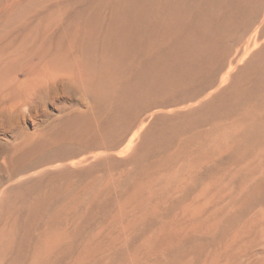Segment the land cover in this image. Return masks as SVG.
I'll return each instance as SVG.
<instances>
[{"label":"rangeland","instance_id":"374dc122","mask_svg":"<svg viewBox=\"0 0 264 264\" xmlns=\"http://www.w3.org/2000/svg\"><path fill=\"white\" fill-rule=\"evenodd\" d=\"M189 1L168 0L161 10H148L151 37L138 48L130 47L133 52L124 57L103 41L104 36L122 25L124 6L140 0H0V67H7L0 68V240L35 244L55 214L59 264H223L220 256L231 239L242 243H235L233 252L238 253L229 264L249 260L264 264V239L248 245L254 237L243 227L246 219L264 209L257 200L251 199V206L248 201L253 192L264 193V131L257 134L253 126L245 130L232 124L242 110L215 116L202 110L235 79L243 78L247 65L259 61L264 52V0H259L256 14L247 12L251 1L240 3L246 12L236 19L225 17L226 7L219 0ZM227 1V10L240 5L238 0ZM77 15L96 20L88 36L90 61L98 74L128 87L119 98L98 95L94 81L81 69L47 68L57 46H61L58 53L64 52L70 29L83 20ZM57 18L58 33L49 32ZM193 28L194 34L188 35ZM24 33L33 38L22 42ZM190 41L187 47L176 45ZM204 51L208 65L184 82L175 75L178 68L155 63L184 66ZM16 55L21 56L19 61ZM12 75L23 83L17 85ZM124 101L123 112L114 116ZM258 107L264 117V98ZM208 120L206 125L200 123ZM152 128H165L166 140L155 147L152 159H144L140 157L144 137ZM234 136L240 146L234 145ZM227 137L234 139L232 145ZM252 137L262 138L255 143ZM191 200L195 206L186 208ZM176 239L194 241L183 249ZM37 248L30 246L19 261L28 264ZM9 259L0 257V264H10Z\"/></svg>","mask_w":264,"mask_h":264},{"label":"bare ground","instance_id":"6f19581e","mask_svg":"<svg viewBox=\"0 0 264 264\" xmlns=\"http://www.w3.org/2000/svg\"><path fill=\"white\" fill-rule=\"evenodd\" d=\"M179 1V0H178ZM197 0H190L189 1V4L192 3V2H195ZM203 1H212V2H217L216 0H203ZM220 3H223L226 7V10H225V17H227L228 15L229 16H233L235 17V19L237 18L238 15H242L244 12H246V10L241 6L240 3L244 2V1H247V0H238V4L240 5H237V7L235 8H232V9H229L228 7V10H227V3H228V6H229V2L227 0H219ZM230 1V0H229ZM248 1H251L250 2V7H249V11L247 12H250L253 10V13L256 14L257 12V5L259 3V0H248ZM168 2V0H140V3H132L131 5H126L124 6L123 8V14H122V18H124V22L122 23V25H120L118 28L116 29H113L111 31H109L105 36H104V42L106 44H109L111 45L112 47H115L118 51H119V54L124 56V57H127L129 56L133 50L130 48V47H134V48H138L140 46V44L142 42H145L147 39H149L151 37V32L149 30L150 26H149V19H150V15L149 13L147 12L148 10H151V9H157V10H161L165 4ZM232 2V1H231ZM99 3V2H98ZM98 3L96 5H98ZM246 4V2H245ZM169 5H172L171 1L169 3ZM244 5V4H243ZM188 6L184 7V9L186 10ZM39 10V9H37ZM38 12V11H36ZM12 14V13H11ZM38 14V13H37ZM238 14V15H237ZM7 15V14H6ZM5 15V16H6ZM59 15V14H58ZM61 15V14H60ZM55 16V15H54ZM79 16L78 18H82L83 20L81 22H79L76 26H73L70 30V33L66 36L67 40H66V44L63 46V48L61 50H65L64 52L62 51L61 53H58V50H60L61 46H57V49L55 51V56L51 59L50 63L49 64H46V65H50L49 67L47 68H50L53 72H56V71H59V70H72V69H77L78 71H80V69L82 70V72L84 73L83 75L86 76L89 80L91 81H94V85H95V91L98 95H102L104 96H107V95H113V97L117 96L118 98L121 96L122 92L124 91H129L128 87L127 86H119L117 81L115 80V78L113 77H103L102 75L98 74L94 69H93V65H92V62L90 61V59L92 58L91 57V53H92V45H91V38H88V36L94 32V29L96 28L97 26V22L96 20H94L93 18L91 17H88V16H83V15H77ZM202 16V15H201ZM200 16V17H201ZM10 17V16H8ZM8 17H4V18H8ZM48 17V16H47ZM138 17V18H137ZM29 18V17H28ZM50 18V16H49ZM53 18V17H52ZM55 18V17H54ZM77 18V19H78ZM238 19H240L238 17ZM7 20V19H6ZM28 20V19H27ZM51 20V19H50ZM49 20V21H50ZM63 20V19H62ZM31 21V19H30ZM48 21V22H49ZM61 19L60 18H57V19H54L51 21V31L49 32H52L54 33H58V28L57 26L59 25ZM135 21V23H133ZM3 22H5L3 20ZM2 22V23H3ZM7 22V21H6ZM5 22V23H6ZM29 23V22H28ZM46 24H47V21H46ZM45 24V25H46ZM62 24V23H61ZM2 25V24H1ZM5 25V24H4ZM3 25V26H4ZM20 25V24H19ZM44 25V26H45ZM60 26V25H59ZM22 27V26H21ZM25 27V26H24ZM19 28V27H18ZM23 28V27H22ZM29 28V27H28ZM31 29V28H30ZM29 29V30H30ZM35 29V28H33ZM45 29V28H44ZM198 29V28H197ZM17 30V29H16ZM28 30V31H29ZM36 30V29H35ZM46 30V29H45ZM194 30L195 28H193V30L189 29V32H188V35H193L194 34ZM7 31V30H4V32ZM27 31V32H28ZM31 31V30H30ZM43 31V30H42ZM1 32V31H0ZM13 32V31H12ZM11 32V33H12ZM22 32V31H21ZM47 32V31H46ZM64 32V31H63ZM264 32V31H263ZM62 33V32H61ZM59 33V36L62 37V34ZM193 33V34H192ZM19 34V33H17ZM36 34V33H35ZM42 34V32H41ZM176 32L173 33V35H175ZM8 35V34H7ZM16 35V34H15ZM14 35V37H16ZM0 36H2L0 34ZM48 36V34H47ZM51 36V35H49ZM13 37V36H12ZM32 37V34L31 33H24L21 41L23 42L24 40H26L27 38H31ZM45 37V36H44ZM7 38V37H6ZM5 38V39H6ZM33 38V37H32ZM31 38V39H32ZM47 38V37H46ZM65 38V39H66ZM14 39V38H13ZM57 39V38H56ZM12 40V39H11ZM39 40H43V39H39ZM49 40V38H48ZM20 41V40H19ZM46 41V40H45ZM32 42V41H31ZM42 42V41H41ZM44 42V41H43ZM48 42V41H47ZM13 43V42H12ZM11 43V45H12ZM40 43V42H39ZM180 43H183L184 46H188L190 45L192 42H188V43H184V42H179V43H175L177 46L180 45ZM6 44V43H5ZM3 44V45H5ZM22 44V43H21ZM19 44L18 46L20 47ZM43 44V43H42ZM46 44V43H45ZM43 44V45H45ZM10 45V46H11ZM17 45V44H16ZM26 45H29L26 44ZM39 45V44H37ZM2 46V45H1ZM4 47V46H2ZM1 47V48H2ZM17 47V46H16ZM27 47V46H26ZM37 47V46H36ZM43 47L41 46V43H40V48ZM179 47V46H178ZM9 48V47H8ZM6 49V48H4ZM37 49V48H36ZM39 49V48H38ZM2 50V49H1ZM17 50H21V49H17ZM17 50H15V52H17ZM42 50V49H41ZM40 50V51H41ZM4 51V50H3ZM14 51V49H13ZM38 51V50H37ZM263 51V50H262ZM262 51L260 53H262ZM2 52V51H1ZM35 52V51H34ZM10 53H12L10 51ZM18 53V52H17ZM26 53V52H25ZM24 53V54H25ZM28 53V52H27ZM39 53V52H38ZM2 54V53H1ZM14 54V53H12ZM11 54V55H12ZM36 54V53H35ZM34 54V56H35ZM206 54H207V51H204L202 53V55L199 57V59L195 62H192L190 64H187V65H184V66H181L182 63L179 64L176 63L175 65L173 63H171L169 65V62L165 61L163 63H161L162 61L161 60H157L155 61V63L161 65L165 68H168V69H173V68H178V69H175L174 71L176 72L177 70V73H175V75L177 77H180L178 79H180L182 82L186 81L187 77H192L194 75V73H198V74H201L203 71H204V68L208 65L206 62H205V57H206ZM10 55V56H11ZM15 55V54H14ZM7 56V55H6ZM27 57V55H25ZM32 56V55H31ZM21 57V56H20ZM20 57L16 55L15 57V61H19L20 60ZM25 57V58H26ZM258 57V56H257ZM1 58V57H0ZM6 58V57H4ZM259 61L255 64L254 62H256L258 59H256V61H254L252 64H249L247 65V67L242 70L241 72V75L244 76L243 78L238 77L237 79L234 80V83L232 84V86L227 89L220 97H218L214 102L210 103V104H207L205 105L204 108H202V110L205 112V114H207V112H210L212 113V115L215 116V114H221V111H240L242 110V115H239V118L235 121L232 122V124H234L235 126L236 125H239V128H240V125L243 126V129H249V127L253 126V131L252 132H255L257 134H261L263 135V131H264V117L259 113V107H258V103H259V99H263L264 98V52L262 53V55L260 56L259 55ZM14 59V58H13ZM22 60V58H21ZM11 61V60H10ZM24 62V60H22ZM48 61V60H47ZM22 62V63H23ZM7 63V60L6 62ZM13 63V61L11 62ZM10 63V64H11ZM21 63V62H19ZM19 63H17L16 65H18ZM21 63V64H22ZM26 63V62H25ZM24 63V64H25ZM9 64V63H8ZM7 64V65H8ZM16 65L14 64V66L16 67ZM178 65V66H177ZM5 68L6 67V64L3 65ZM1 66L0 68L2 69ZM10 67L13 65H9ZM26 66V65H25ZM11 67V68H12ZM149 67H154V65L152 63L149 64ZM14 68V67H13ZM17 68V67H16ZM23 68V67H22ZM46 68V69H47ZM180 68V69H179ZM0 69V70H1ZM20 69H21V66H20ZM19 69V70H20ZM24 69V68H23ZM28 69V68H27ZM11 73L13 71L10 70V68L8 69ZM16 70V69H14ZM18 70V71H19ZM50 70V71H51ZM9 72V73H10ZM46 71H44L43 73H45ZM52 72V73H53ZM73 71H71V74H72ZM80 72V73H82ZM14 73V72H13ZM51 73V74H52ZM60 73V72H59ZM70 73V72H69ZM79 73V72H78ZM7 74V73H6ZM18 74V73H17ZM50 74V73H49ZM54 74V73H53ZM56 74V73H55ZM46 76V74H44ZM43 75V76H44ZM58 75V74H57ZM76 75V74H75ZM79 75V74H78ZM14 76V82L17 83V85H21L23 82H20L17 77L15 78V75H12ZM48 76V75H47ZM51 76V75H50ZM53 76V75H52ZM77 76V75H76ZM26 77V76H25ZM74 77V76H73ZM4 78V77H3ZM6 78V77H5ZM28 78V77H26ZM82 78V77H81ZM12 79V78H11ZM8 80V79H7ZM12 80V81H13ZM75 80V78H74ZM9 81V80H8ZM1 83V82H0ZM3 83V82H2ZM44 83V82H43ZM8 84V83H7ZM11 84V82H10ZM3 85V84H2ZM46 85V84H45ZM4 86H6L4 84ZM8 86V85H7ZM3 87V86H2ZM0 87V88H2ZM43 87V85H42ZM45 87V86H44ZM34 88L36 87H33L32 90L34 91ZM40 88V87H38ZM16 89V88H15ZM41 89V88H40ZM39 89V90H40ZM1 90V89H0ZM38 89H36L37 91ZM37 91L40 93V91ZM4 91V90H3ZM25 91V90H24ZM30 91H27V94L29 93ZM37 93V94H39ZM31 94V93H30ZM36 94V93H35ZM33 94V96L35 95ZM32 95V94H31ZM43 95V94H42ZM46 95V94H45ZM36 96V95H35ZM28 97V96H27ZM29 98V97H28ZM27 98V99H28ZM127 103L126 101H124L121 106L114 112V116H119L121 115L120 113L123 112V109L126 107ZM199 122V121H198ZM208 121H205V122H200L202 124H205L208 123ZM222 128V127H221ZM236 128V127H235ZM165 129V128H164ZM164 129H151L144 137V142H143V149H142V152L140 153V157L141 158H144V159H152L154 156H155V147L157 148L158 147V144H162L165 142L166 138H165V133L166 131ZM237 129V128H236ZM222 133V132H221ZM235 133V132H234ZM223 134V133H222ZM250 134V133H249ZM219 135V134H218ZM245 135V134H244ZM247 135V134H246ZM223 136V135H221ZM230 136V135H229ZM237 136L240 137V135L237 134ZM213 137V136H212ZM216 137V136H215ZM232 137V136H231ZM230 138V137H227V139ZM261 138L262 137H252L250 138L252 141H254L255 143L261 141ZM213 139V138H212ZM223 139V138H222ZM226 139V140H227ZM231 139V138H230ZM233 139V138H232ZM230 140L232 143H229V144H233V140L235 139H239L238 137H235L234 136V139L233 140ZM248 137L247 136H244L243 137V140H247ZM169 140V139H168ZM215 140V138H214ZM240 140V139H239ZM242 140V139H241ZM212 141V140H210ZM220 141V140H219ZM238 141V140H237ZM235 142L236 144L234 145H238L237 143H239L238 146H240V142ZM214 142V141H213ZM216 142V141H215ZM129 146L133 143V141L131 140L129 142ZM200 142H198L199 144ZM203 143V142H201ZM208 143H209V140H208ZM211 143V142H210ZM248 143V142H246ZM245 143V144H246ZM251 143V142H250ZM249 143V144H250ZM254 143V147L256 146ZM207 144V143H206ZM226 144V143H225ZM228 144V143H227ZM253 144V143H252ZM260 144V143H259ZM263 144V143H262ZM209 145V144H207ZM241 145H242V142H241ZM132 146V145H131ZM227 146V145H226ZM238 146H235V147H238ZM251 146V144L249 145ZM203 147V145H202ZM201 147V148H202ZM206 147V146H205ZM217 147V145H216ZM227 147H230V146H227ZM244 147V145H243ZM248 148V146H246ZM246 147L245 150H246ZM252 147V146H251ZM257 147H258V144H257ZM218 148V147H217ZM231 148V147H230ZM262 148V146H261ZM198 149V148H197ZM200 149V147H199ZM238 151L239 149H241V147H238L237 148ZM243 149V148H242ZM241 149V150H242ZM251 149V148H249ZM259 149V148H257ZM264 149V148H263ZM205 150V149H204ZM253 150V149H252ZM197 151V150H196ZM202 151V150H201ZM230 151V150H229ZM237 151V152H238ZM247 151V150H246ZM255 151V150H254ZM200 152V151H199ZM204 152V151H203ZM202 152V153H203ZM251 152V150H250ZM258 152V151H257ZM206 155V153L203 155ZM252 153V152H251ZM250 153V154H251ZM197 154V153H196ZM261 154H264V153H261ZM239 155V154H238ZM253 155V153L251 154ZM258 154H256L257 156ZM255 156V157H256ZM147 157V158H145ZM215 157V156H214ZM235 157V156H234ZM238 157V156H237ZM262 157V156H261ZM260 156L257 157V158H261ZM208 158V157H206ZM263 161H264V157H262ZM144 159H143V162H144ZM190 159V158H189ZM204 159V158H203ZM213 160V159H212ZM236 160V159H235ZM256 160V159H255ZM142 161V160H141ZM259 161H261L259 159ZM201 162V161H200ZM205 162V161H204ZM237 162V161H236ZM191 163V162H190ZM193 163V162H192ZM196 163V162H194ZM202 163V162H201ZM255 163V162H254ZM257 163H258V160H257ZM264 163V162H262ZM197 164V163H196ZM203 164V163H202ZM260 164V162L258 163ZM154 165V164H153ZM191 165V164H190ZM200 165V163H199ZM209 165V164H208ZM188 166V165H187ZM202 166V165H201ZM190 167V166H189ZM187 167V169L189 168ZM195 167V165L193 166V168ZM230 167V166H229ZM197 168V166H196ZM186 169V170H187ZM192 170V169H191ZM190 170V171H191ZM198 170V169H197ZM188 171V170H187ZM194 171V170H193ZM199 171V170H198ZM264 171V170H263ZM189 173V172H188ZM195 173V172H194ZM231 173V172H230ZM190 174V173H189ZM198 174V173H197ZM264 178V177H262ZM261 178V179H262ZM264 182V180H262ZM261 182V181H259ZM263 184V183H262ZM206 185V184H205ZM249 185V184H248ZM253 185V184H252ZM251 185V186H252ZM250 186V188H252ZM264 186V185H262ZM248 188V189H250ZM254 188V187H253ZM262 190V191H260ZM259 193L258 194H255L253 192V190H251L253 192L254 195H250L251 197H249L248 201L249 202V205L251 204V199L252 201L254 200H257V205L261 204L260 205L261 207L263 206L264 207V193L260 194L261 192H263V189H260ZM255 191V190H254ZM203 192V190H202ZM257 192V191H256ZM252 194V193H251ZM198 195V194H197ZM199 196V195H198ZM202 196V195H201ZM240 196V195H239ZM234 197V196H232ZM243 197V196H242ZM198 198V197H196ZM218 198V197H217ZM194 199V198H193ZM204 200V199H203ZM235 200V199H233ZM233 200H230L232 204H234L232 201ZM238 201H241L242 203V200H239L237 199ZM24 201V200H23ZM197 201V200H196ZM246 201V202H248ZM235 202V201H234ZM237 202V201H236ZM25 203V201H24ZM230 203V204H231ZM239 203V202H237ZM206 204V203H205ZM236 204V203H235ZM234 204V205H235ZM229 205V204H228ZM246 206H249L248 204H245ZM252 205H253V208L254 207V203L252 202ZM256 205V204H255ZM30 207H32L31 205H29ZM188 206H195V202L193 200L190 201V203L188 205H186V208ZM202 206V205H201ZM200 206V207H201ZM251 206V205H250ZM243 207V206H242ZM260 207V208H261ZM247 208V207H246ZM252 208V209H253ZM257 208V207H256ZM255 208V209H256ZM200 209V208H199ZM220 209H223L222 207ZM225 211L227 212H224L225 214L228 213V210H227V206L226 208H224ZM230 210V209H229ZM259 210V208H258ZM224 211V210H223ZM246 211V210H245ZM250 211H251V208H250ZM254 211V210H253ZM199 212V210L197 211ZM252 212V211H251ZM188 213V212H187ZM223 212L221 211V213L219 214V218L220 215L222 214ZM182 214V213H181ZM216 214V213H215ZM223 214V215H225ZM241 215L243 213H240ZM196 215V214H195ZM214 215V214H213ZM218 215V214H216ZM239 215V219H240V216ZM211 216V215H210ZM215 216V215H214ZM251 216V215H250ZM209 217V215H208ZM207 217V218H208ZM212 217V216H211ZM218 218V219H219ZM223 218V217H222ZM197 219V218H196ZM204 219V218H202ZM243 219V217H242ZM209 220V219H208ZM207 220V221H208ZM222 221V219H220ZM216 221V220H215ZM214 221V222H215ZM195 223V221H193ZM206 222V221H205ZM210 222V221H208ZM207 222V223H208ZM219 220H217L216 223H218ZM247 222V225H245ZM184 223V222H183ZM182 223V224H183ZM206 223V224H207ZM213 223V222H212ZM215 223V224H216ZM193 224V223H192ZM209 224V223H208ZM207 224V225H208ZM191 225V224H190ZM196 225H198V223H196ZM203 225V224H202ZM210 225V224H209ZM208 225V226H209ZM244 228L245 226L248 227V231H249V235L248 236H252L254 237V239L250 240L248 242V245H253L255 243H258L257 241H260L262 239H264V209L260 211H256L254 213V215L252 217H250V219L247 221H244V224H243ZM207 226V227H208ZM239 226V225H238ZM201 227V226H200ZM179 228V227H178ZM205 229V228H204ZM207 229V228H206ZM209 229V232H210V228ZM207 229V231H208ZM244 231V230H242ZM246 231V230H245ZM244 231V232H245ZM242 232V233H244ZM190 233V232H189ZM246 235V234H245ZM243 234V236H245ZM178 236V235H177ZM180 236V235H179ZM238 236V235H237ZM242 235L239 234V237L241 238ZM174 237V236H173ZM191 237V236H190ZM238 237V239H240ZM179 238V237H178ZM251 238V237H250ZM236 239V238H235ZM247 240H249V238L246 237ZM257 239V240H256ZM22 244L20 245H16L15 244V241L14 240H0V257H3V258H10L9 261H10V264H22L23 260H20L19 259H23L24 256L26 254H28L30 252V246H37L38 245V248L33 252V255L32 257L30 258V262H28V264H59V258H58V255H57V251H58V247H59V244H60V231L56 225V215L53 214L52 215V218H51V222H50V225L46 228V230L44 231L43 235H42V239L41 240H35V244H33V240H19ZM194 241V239H193ZM193 241L190 239V240H175L174 242L178 244L179 247H184L185 246H189L191 247V244L193 243ZM230 241V242H229ZM227 242V245L224 247V251L223 253L221 254L220 257H223V260H224V263L223 264H229V260H231V258L233 257V253L237 252H233V247L235 245V243L237 241H240L241 240H229ZM244 241V240H243ZM198 242V241H197ZM238 243V242H237ZM246 244V245H245ZM209 245V244H208ZM237 245V244H236ZM239 245V244H238ZM247 243H244V248L246 249H249L247 248L248 247ZM247 246V247H245ZM239 247H242L239 246ZM223 248V246H222ZM221 248V250H223ZM237 248V247H236ZM177 249V248H176ZM238 249V248H237ZM239 250V249H238ZM241 250V249H240ZM239 250V251H240ZM244 250V249H243ZM185 251V250H184ZM246 251V250H245ZM207 252V251H206ZM248 252V250H247ZM184 253H187V252H184ZM183 253V254H184ZM238 253V252H237ZM182 254V255H183ZM247 256L249 254H252V251L250 253H246ZM217 255V254H216ZM184 256V255H183ZM188 256V255H187ZM212 256H215L212 255ZM190 257V256H189ZM252 258V257H251ZM187 260V258H185ZM179 260V259H178ZM191 260V258H190ZM234 260V259H233ZM189 261V260H187ZM198 261V260H197ZM196 261V262H197ZM255 261V260H254ZM254 261H248L247 263L245 264H255ZM195 262V261H194ZM195 262V263H196ZM204 262V261H203ZM209 262V261H208ZM235 262V261H234ZM186 263V262H184ZM200 263V261H199ZM182 264V263H181ZM187 264V263H186ZM190 264V262H189ZM236 264H242V263H238L236 262Z\"/></svg>","mask_w":264,"mask_h":264}]
</instances>
